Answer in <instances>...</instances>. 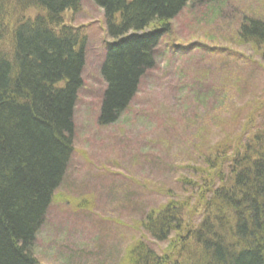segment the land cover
<instances>
[{
    "label": "trees",
    "instance_id": "16d2710c",
    "mask_svg": "<svg viewBox=\"0 0 264 264\" xmlns=\"http://www.w3.org/2000/svg\"><path fill=\"white\" fill-rule=\"evenodd\" d=\"M188 1L91 0L112 39L100 66V126L128 108ZM80 2L0 0V264H37L29 249L73 156L86 41L62 15ZM238 31L264 44L261 21ZM214 125L213 139L195 145L203 164L183 167L181 190H167L138 222L165 245L160 255L137 241L119 264H264V100L247 110L231 103Z\"/></svg>",
    "mask_w": 264,
    "mask_h": 264
},
{
    "label": "rangeland",
    "instance_id": "374dc122",
    "mask_svg": "<svg viewBox=\"0 0 264 264\" xmlns=\"http://www.w3.org/2000/svg\"><path fill=\"white\" fill-rule=\"evenodd\" d=\"M80 1L78 11L62 15L86 41L74 150L29 249L37 264H119L137 241L160 255L165 245L139 229L143 214L164 204L167 190H181L176 181L188 176L183 167L203 164L196 142H209L224 108L242 102L247 110L264 100V44L238 31L249 21L264 23V0H189L128 108L100 126V66L112 39L102 9Z\"/></svg>",
    "mask_w": 264,
    "mask_h": 264
},
{
    "label": "bare ground",
    "instance_id": "6f19581e",
    "mask_svg": "<svg viewBox=\"0 0 264 264\" xmlns=\"http://www.w3.org/2000/svg\"><path fill=\"white\" fill-rule=\"evenodd\" d=\"M0 35H4V32H1ZM5 36V35H4ZM7 38H8V34H6ZM46 218V217H45ZM155 243V240L153 241V244Z\"/></svg>",
    "mask_w": 264,
    "mask_h": 264
}]
</instances>
